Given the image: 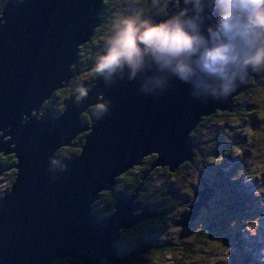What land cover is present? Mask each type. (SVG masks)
<instances>
[{"label": "water", "instance_id": "obj_1", "mask_svg": "<svg viewBox=\"0 0 264 264\" xmlns=\"http://www.w3.org/2000/svg\"><path fill=\"white\" fill-rule=\"evenodd\" d=\"M103 1H8L0 10V153L16 159L14 182L0 198V264H53L67 257L82 264L116 263L143 253L151 242L124 258L114 248L121 233L155 215L147 207L132 213L140 207L135 201L141 183L133 196L125 194L116 203L109 218L97 219L92 204L148 155H157L150 170L175 172L191 162L190 134L216 110H229L233 98L257 78V69L250 70L243 82L236 78L230 96L213 99L217 78L194 71L182 80L171 67L146 56L134 70L124 65L104 72L80 101L69 100L63 112L52 113L45 103L71 86L79 49L101 25ZM171 5L165 7L166 18L148 19L162 22L182 8L192 16L202 7L200 30L206 34L214 24L210 0L200 5L172 0ZM98 57L86 71L94 69ZM94 104L102 108L90 110ZM81 132L80 152L60 164L56 153ZM202 182L196 195L203 203L213 190ZM199 202L175 225H189Z\"/></svg>", "mask_w": 264, "mask_h": 264}, {"label": "rangeland", "instance_id": "obj_2", "mask_svg": "<svg viewBox=\"0 0 264 264\" xmlns=\"http://www.w3.org/2000/svg\"><path fill=\"white\" fill-rule=\"evenodd\" d=\"M191 1L195 3V0ZM171 3L172 0H167L166 6H172ZM177 4L178 1H175L173 9ZM108 6L106 14L112 16V23L103 28L99 35L92 36L93 39L91 38L89 42L83 45L86 46L85 53H83L84 56L93 55L97 57L103 53L108 36L111 35L115 23L121 18L137 15L144 19H148L152 15L158 17L164 16L166 18L169 14L166 11L164 15H160L156 11L146 14L145 11L150 9L149 7L151 6L150 0H110V5ZM92 70H85L78 74L77 80L81 82L91 80L92 75L90 73ZM257 79H259L258 82L260 84L264 81V69H262L261 76L257 77ZM263 87L261 85L256 86L254 88L255 91L248 93L246 96L237 95L235 102L236 111H224L220 116L200 122L201 125L197 128L193 140L195 143L200 142L201 147H205L206 145L205 150L209 149V151H206V163L202 158H198L191 168L183 170L178 177L171 178L170 180L161 177L160 180L165 182L161 190L157 189L158 191H162L161 193H158L154 187L150 190L148 198L157 199L159 208L163 211L165 210L163 216L153 224L156 229L152 234L154 236L159 235L158 240L160 239V242H162V239L167 240L171 238V244L176 252L171 256L158 255L154 259L150 256H143L144 261L142 264H264V167L260 163L254 162L240 164V160L242 159L241 154L247 149V146L264 144V131L259 132L260 128L264 127V120H260L258 116L260 120L258 122L252 111H249L248 114L241 111L245 102L255 103L259 98L260 92L264 91ZM62 93L61 97L67 92ZM73 100L76 101V97ZM93 108L96 107H92L90 110H93ZM41 114L39 113L38 116L40 117ZM82 114L86 113L83 112ZM250 125L254 127L252 132L249 131ZM5 140H8V138H5ZM230 142H235L239 145L240 151L227 155L224 149H229ZM196 148L197 145L195 146ZM197 149L199 150V148ZM7 155L14 158L13 154ZM233 163L240 165L238 170L239 180L231 182L228 185L231 184L230 187H234L236 191L244 192L245 196H242V198L249 201L247 211L243 209L234 215L233 212L224 209L223 205L228 202L223 197L222 186H217L214 182V179L219 178V176L221 177V174L230 175V168H232ZM6 170L11 171L15 169L12 165ZM197 171H203V174L200 175L206 179L209 185H213L211 187L213 195L208 202H199V197L196 195V190L203 189V182H199L200 175H198ZM2 172L4 173L5 171L3 170ZM232 173L231 176H236L237 174L233 169ZM6 177V174L0 175V196L4 193L11 180L10 177L9 179ZM228 185L226 184V187ZM236 186H240V189H236ZM117 187L122 188L123 186L120 183ZM186 190L191 191L187 196ZM228 190L229 188H225V192L230 195ZM130 194L133 196L135 190ZM122 197H125V194L120 197V200ZM135 202L140 207L132 213L134 215L143 213L147 206H141L137 199ZM197 202L199 204H196V210L187 220L189 225L179 227L178 229L174 228L171 225L172 221H178L180 220V216L185 212H191L192 208L190 206ZM174 203L176 207L172 208L170 204ZM220 216L233 218L230 220L231 223H228L224 218L221 219V222L225 220L224 222L227 223L224 225L223 222L219 221ZM214 223H218V227H212L215 230L213 233L212 228L209 229V226H212ZM144 231V229H138L131 232V234L123 238V245L126 247L135 246L140 239L144 238ZM202 233L207 237L204 241L201 239L200 242L195 244L193 237ZM191 244L197 246L193 257L192 255L191 257L181 255L180 252L184 254L190 252V248H192ZM120 256L123 258L127 257L125 255Z\"/></svg>", "mask_w": 264, "mask_h": 264}, {"label": "clouds", "instance_id": "obj_3", "mask_svg": "<svg viewBox=\"0 0 264 264\" xmlns=\"http://www.w3.org/2000/svg\"><path fill=\"white\" fill-rule=\"evenodd\" d=\"M210 4L215 20L206 34L197 23L202 7L192 16L182 8L162 22L138 15L119 19L96 60L95 72L124 65L134 70L150 56L182 80L194 71L217 78L219 92L214 90L213 99L230 96L238 76L243 82L250 70L264 69V0H210Z\"/></svg>", "mask_w": 264, "mask_h": 264}, {"label": "trees", "instance_id": "obj_4", "mask_svg": "<svg viewBox=\"0 0 264 264\" xmlns=\"http://www.w3.org/2000/svg\"><path fill=\"white\" fill-rule=\"evenodd\" d=\"M8 1L21 2L23 0H0V10ZM166 2H167V0H150V3H151V6L149 7L150 9H147V11H145V13L151 14V13H154V11H156V12L160 13V15H162V14L164 15V12L166 11V8H165ZM108 5H110V0H104L102 3V11L100 13L101 25L96 29V34L94 36L99 35L103 28H105L107 25L112 23V19H111L112 16H109L108 14H106L107 13L106 10L108 11V8H109ZM85 48H86V46L80 47L79 53H78L79 58H78L77 64L72 66V68H74L75 75L70 80L71 86L55 92L53 94L52 98L45 103V106H47L52 113L63 112L65 110L67 102L70 99L72 100L76 97V100L80 101L84 97V95L86 94L88 89L91 87L94 80L101 75L99 73H96L95 70H92L90 73V75H92L91 80L86 81V82L85 81L81 82L80 80H77L78 74L85 71L87 66L89 65L91 59L93 57H96L93 55L84 56L83 53H85ZM100 53H102V52H100ZM261 71H262V69H257L255 71V73L257 74V77L261 76ZM256 79H251L249 82V87L239 95H245L246 96L248 93L255 91L254 88L256 86H259V85H261L262 87L264 86V81L260 84V82H258L259 79H257V80ZM61 92H63L62 94H64L65 92H67V93L63 97H61ZM236 98H237V96L233 98V100L231 102V108L225 112L236 111L235 110ZM263 101H264V91L260 92L259 98L255 101V103L245 102L244 105L242 106L243 108L241 111L245 112L246 114H248L249 111H252V113H254V117H256L258 122L262 119L264 120V102ZM98 107L93 108V111L99 110ZM223 112L220 110H216L209 117L204 118L201 122H203L204 120H209L212 117L220 116ZM258 116L260 117V120L258 119ZM81 117H82L83 121H86V122L90 121V118L87 114H82ZM199 125H201V123L198 124L196 129L190 134V138L192 139L193 143L195 144V146L197 145V148H199V150L197 148L195 150H193V156H192L191 162L186 161V162L182 163L175 172H170L168 170V167H163V168L162 167H156L153 170H150L152 164L155 162V160L157 158V155L156 154L148 155V156L141 159L140 164L128 169L127 171H125L124 173L119 175L115 179V184L110 191L102 192L99 194L98 199L95 200V202L92 204L93 211L97 215L98 219L109 218L114 214L115 205L120 200V197L124 194H130L141 183L142 184V191L140 192L137 201L140 202L141 206L146 205L147 208L151 212H153L155 215L153 217H149V218L139 222L134 227L129 228L125 232L121 233L118 241L114 245V248L118 251V253L120 255L129 256V255H132L134 253V251L139 249L142 246V244L151 242V245L148 246V248L143 252L142 255L139 254V255H136L133 257H129V258L123 259V260L116 262V263H114V262L107 263L106 261L102 260L98 264H142V262L144 261L143 256H150L151 258L153 257V259H154V257L158 256V255L163 254L165 256L166 255L171 256L174 254V252H176L173 248V245L171 244L172 243L171 238H169L167 240L162 239V242H160L159 241L160 239L158 240L159 235L154 236L152 234V232H155V229H156V227L153 224L156 222L157 219H160L161 216H163V214L165 213V210L163 211L162 209L159 208V204L157 202V199H153V198L150 199L148 197H149L150 190L153 189V187L156 189V191H158L157 189L161 190L163 188L165 182L160 180L161 177L165 178L167 180H170L171 178L178 177L179 174H181V172L183 170H187V169L191 168L193 166L194 162L196 160H198V158H202V160L206 163V157H207L206 151H209V149L207 148V150H205L204 148H206V145H205V147H201L200 142L195 143L193 140L195 137V134H196V130L199 127ZM253 129H254V127L252 125H250L249 131L252 132ZM263 131H264V127H261L259 132H263ZM255 134H257V133H255ZM84 136H85V133H82L75 140L72 141V144L69 147L61 148L56 153V157H57L60 164H62L64 161H66L68 159H71V158H74L75 156H77V154L80 152V147L83 144ZM224 150H225L224 152H226L227 155H229V153L232 154V153L239 152L240 147L235 142H230L229 143V149L225 148ZM247 151H248V153H247ZM241 156H242V159L240 160V164L241 163H244V164L248 163L249 164V163L254 162V163H260V165L264 167V160H263V158H264V144L262 143V144H260V145L258 144L256 146L255 145L247 146V149L245 151H243ZM13 164H15V159L13 158V156H8V155L4 156L2 153H0V172H2L4 170L5 172L3 174L7 175L6 178H8V179H9V177L11 178L10 183L7 186V188L5 189L4 193L10 189V187L13 184L14 179H15L16 170H11V171L6 170L9 167H11ZM239 168H240V165L233 163L232 168H230V175L229 174H225V175L221 174V177L218 175L219 178L214 179V182L217 186L218 185L222 186L221 191L224 192L223 197L228 202V203H225L223 205L224 209L229 210V212H233V215L236 212H238V213L241 212L243 209L247 211L249 208L248 199L245 200V198H242V196H245L244 192H241L238 190L236 191L234 187L233 188L230 187L231 184L228 185L231 182H237V180H239V173H238ZM232 169L235 172H237L236 176H231V174H233ZM205 170H206V168H205ZM208 171H210V170H208ZM202 172L197 171L198 175L203 174ZM3 174H0V175H3ZM143 177H144V179H142ZM199 178H200L199 182L204 181L205 183H207L206 179H204L202 177V175H200ZM120 183L123 186L122 188L117 187V185H119ZM226 184L228 185V187H226ZM209 186L211 188L213 185H209ZM225 188H229L228 192L230 193V195L227 194V192H225ZM230 188H231V190H230ZM236 189H240V186H236ZM161 192L162 191H158V193H161ZM190 193H191L190 190H186V196ZM194 193H195V191H194ZM3 194L0 196V198L3 196ZM170 205L172 206V208L176 207L175 203L170 204ZM231 216H232V214H231ZM223 218H224L223 216H220L219 221L221 222V219H223ZM232 218L233 217L228 218L226 216L224 219L227 220L228 223H231L230 220ZM224 221H222V222L224 225H226L227 223H225ZM175 222H176V220H173L172 224H171L174 228L178 229L179 227H182V226H176ZM212 227L213 228L218 227V223H214L212 226H209V229ZM213 228H212V232L215 231ZM138 229L139 230H143V229L145 230L143 232L144 238L140 239L135 244V246H130V247L124 246L123 245L124 244L123 238L125 236L131 234V232L138 230ZM225 230H226V228H225ZM197 235L193 237L195 244L200 242L201 239H202V241H204L205 238L207 237L203 233L201 235L200 234H197ZM195 244L190 245L192 247V248H190V252H186L185 254L180 252V254L184 255V257H187V256L191 257V255L193 257L194 250L197 247V246H195ZM199 244H201V243H199ZM53 264H80V261L67 257L64 259H57L56 261L53 262Z\"/></svg>", "mask_w": 264, "mask_h": 264}, {"label": "bare ground", "instance_id": "obj_5", "mask_svg": "<svg viewBox=\"0 0 264 264\" xmlns=\"http://www.w3.org/2000/svg\"><path fill=\"white\" fill-rule=\"evenodd\" d=\"M163 15V14H162ZM101 19V18H100ZM62 89H65V88H60L59 90H62ZM101 99V97H99L97 100H100ZM98 106H100V108H98V109H101L102 108V104H94V105H91V106H89V108H92V107H98ZM81 133H85V132H81ZM79 135H81V134H78L77 136H76V138L79 136ZM71 145V144H70ZM69 145V146H70ZM69 146H67V147H69ZM140 167V166H139ZM1 173H3V172H0V174Z\"/></svg>", "mask_w": 264, "mask_h": 264}, {"label": "flooded vegetation", "instance_id": "obj_6", "mask_svg": "<svg viewBox=\"0 0 264 264\" xmlns=\"http://www.w3.org/2000/svg\"><path fill=\"white\" fill-rule=\"evenodd\" d=\"M4 156H7V155H4Z\"/></svg>", "mask_w": 264, "mask_h": 264}]
</instances>
